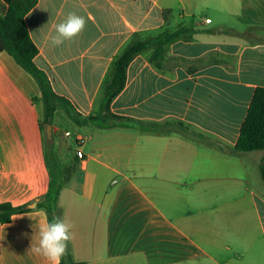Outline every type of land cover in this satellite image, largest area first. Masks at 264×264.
I'll return each mask as SVG.
<instances>
[{
	"label": "crops",
	"instance_id": "1",
	"mask_svg": "<svg viewBox=\"0 0 264 264\" xmlns=\"http://www.w3.org/2000/svg\"><path fill=\"white\" fill-rule=\"evenodd\" d=\"M7 10L0 0V15ZM70 12L86 27L53 46L55 27ZM25 21L39 48L35 63L55 93L69 101L78 122L96 118L69 120L90 132L75 140L84 139L86 158L80 161L74 148L77 169L58 199L59 218L72 226V259L264 264V150L230 155L191 134L141 130L103 110L115 61L132 43L166 29L195 30L166 46L161 69L150 62L153 48L138 55L111 113L180 121L191 133L234 147L254 92L264 86V0H38ZM44 115L37 81L0 51V204H36L0 222V264H48L30 251L48 222L37 208L50 184ZM71 136L70 129H54L57 152L72 148Z\"/></svg>",
	"mask_w": 264,
	"mask_h": 264
},
{
	"label": "trees",
	"instance_id": "2",
	"mask_svg": "<svg viewBox=\"0 0 264 264\" xmlns=\"http://www.w3.org/2000/svg\"><path fill=\"white\" fill-rule=\"evenodd\" d=\"M8 6L5 16L0 15V51L7 52L24 70H26L38 83L41 90V101L45 106V115L41 122L43 133L49 125L54 127L56 113L64 110L70 121L79 125L94 121L95 117L76 120V113L72 112L73 107L63 97L55 93L51 82L46 73L35 63L39 54V48L31 38L27 27L25 17L36 6L38 0H3ZM166 16L164 15V18ZM198 31L179 28L177 30L166 29L159 35L132 43L119 57L114 65V75L111 83L106 89V100L103 105L104 117L124 121L141 130L151 129L160 132L178 131L191 134L196 140L204 142L219 151L230 155H242L244 153L264 150V86L258 87L253 95L246 118L242 124L238 141L234 147L216 143L207 139L199 133H191L183 122H144L129 118L120 117L111 113V103L115 97L123 90L127 81V71L133 60L143 52L153 48L154 52L150 57V62L158 69H161L166 60V46L176 40H179L189 34ZM185 63V59H178ZM45 160L50 173V184L47 196L37 203V208L44 210L48 217V222L58 216V199L67 182L74 175L78 159L69 158L64 163L65 155L57 152L55 147V138L53 142L48 138L44 139ZM261 180L264 187V160L260 165ZM33 209L28 204L14 206L11 203L0 204V222L9 223L13 216L21 213L30 212ZM61 264H86L84 262H75L68 246L67 255L62 258Z\"/></svg>",
	"mask_w": 264,
	"mask_h": 264
},
{
	"label": "clouds",
	"instance_id": "3",
	"mask_svg": "<svg viewBox=\"0 0 264 264\" xmlns=\"http://www.w3.org/2000/svg\"><path fill=\"white\" fill-rule=\"evenodd\" d=\"M86 23L83 16L70 12L64 21L56 25V34L52 36L51 44L60 46L65 41L74 39L84 31ZM71 227L63 219L53 218L40 227L38 243L31 244L30 251L42 256L48 264H61L72 240Z\"/></svg>",
	"mask_w": 264,
	"mask_h": 264
},
{
	"label": "rangeland",
	"instance_id": "4",
	"mask_svg": "<svg viewBox=\"0 0 264 264\" xmlns=\"http://www.w3.org/2000/svg\"><path fill=\"white\" fill-rule=\"evenodd\" d=\"M213 16V14L211 15ZM73 123L69 121V117H68V114L64 111V110H59L57 113H56V119H55V124H54V128H52V136L54 135V129H56V131H58V129H61L62 130H71L72 132V136H71V141L73 142V145H72V148L71 149H67V146L64 145L63 147V150H62V153L65 155V157H73L74 156V148L76 147V143H75V140L77 138V136L79 134H81L83 137L87 138L90 134L89 130L88 129H85V130H81L79 128V126H76V125H72ZM71 125V126H70ZM48 138L47 137V133L45 132L44 133V139ZM91 149V143H87L86 145V150L87 151H90ZM68 194L65 193L62 195V198H61V203H66V201L68 200ZM59 216V215H58Z\"/></svg>",
	"mask_w": 264,
	"mask_h": 264
},
{
	"label": "built area",
	"instance_id": "5",
	"mask_svg": "<svg viewBox=\"0 0 264 264\" xmlns=\"http://www.w3.org/2000/svg\"><path fill=\"white\" fill-rule=\"evenodd\" d=\"M66 135H70L69 132L66 133ZM84 144V139L82 137H78L76 141V157L80 160L83 161L86 158V154L82 149V146Z\"/></svg>",
	"mask_w": 264,
	"mask_h": 264
},
{
	"label": "water",
	"instance_id": "6",
	"mask_svg": "<svg viewBox=\"0 0 264 264\" xmlns=\"http://www.w3.org/2000/svg\"><path fill=\"white\" fill-rule=\"evenodd\" d=\"M52 128H53L52 125H49L46 128V133H47L48 140L51 141V142H53ZM29 207L31 209H34L36 207V204H34V203L33 204H30Z\"/></svg>",
	"mask_w": 264,
	"mask_h": 264
}]
</instances>
